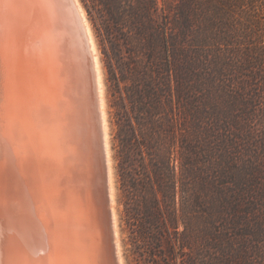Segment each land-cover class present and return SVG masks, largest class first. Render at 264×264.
<instances>
[{"label": "trees", "instance_id": "obj_1", "mask_svg": "<svg viewBox=\"0 0 264 264\" xmlns=\"http://www.w3.org/2000/svg\"><path fill=\"white\" fill-rule=\"evenodd\" d=\"M81 2L106 61L131 252L264 264V0Z\"/></svg>", "mask_w": 264, "mask_h": 264}, {"label": "bare ground", "instance_id": "obj_2", "mask_svg": "<svg viewBox=\"0 0 264 264\" xmlns=\"http://www.w3.org/2000/svg\"><path fill=\"white\" fill-rule=\"evenodd\" d=\"M100 53L80 0H0V264H124Z\"/></svg>", "mask_w": 264, "mask_h": 264}, {"label": "rangeland", "instance_id": "obj_3", "mask_svg": "<svg viewBox=\"0 0 264 264\" xmlns=\"http://www.w3.org/2000/svg\"><path fill=\"white\" fill-rule=\"evenodd\" d=\"M81 1V0H80ZM82 3V2H81ZM83 5V3H82ZM84 7V5H83ZM85 9V7H84ZM86 11V9H85ZM87 17L91 23L94 36L96 39V43L98 46V50L100 53V59L102 63L103 68V75H104V84H105V98H106V105H107V115H108V123H109V135H110V148H111V154H112V160H113V167H114V173H115V188H116V207H117V215H118V227H119V236H120V243H121V249H122V256H123V262L124 264H152L150 261H148L147 257L145 260L139 255L138 253H132V243L129 241V230L127 229L124 220H123V203L121 201V190L119 188V180L118 175L116 171V157H115V139H114V133L116 129V125L114 123L113 118V107L110 105L111 100V94L109 89V81L107 79V67H106V61L104 59V56L101 52L100 46H99V38L96 33V29L94 28L89 15L86 11ZM180 258H177V263L179 262Z\"/></svg>", "mask_w": 264, "mask_h": 264}]
</instances>
